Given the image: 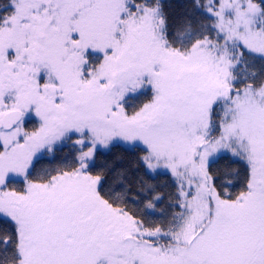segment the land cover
<instances>
[{
    "label": "snow or ice",
    "instance_id": "obj_1",
    "mask_svg": "<svg viewBox=\"0 0 264 264\" xmlns=\"http://www.w3.org/2000/svg\"><path fill=\"white\" fill-rule=\"evenodd\" d=\"M0 264H264V0H0Z\"/></svg>",
    "mask_w": 264,
    "mask_h": 264
}]
</instances>
